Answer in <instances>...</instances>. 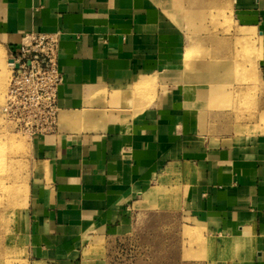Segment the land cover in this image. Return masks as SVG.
I'll return each instance as SVG.
<instances>
[{
  "label": "crops",
  "instance_id": "obj_1",
  "mask_svg": "<svg viewBox=\"0 0 264 264\" xmlns=\"http://www.w3.org/2000/svg\"><path fill=\"white\" fill-rule=\"evenodd\" d=\"M251 1L264 77V0ZM54 33L64 83L57 130L32 138L29 263L161 264L146 248L175 246L156 232L177 226L137 222L152 213L200 232L202 264H264V136L203 134L171 90L140 103L148 79L194 58L192 49L177 66L184 51L161 10L149 0H0L8 48Z\"/></svg>",
  "mask_w": 264,
  "mask_h": 264
},
{
  "label": "rangeland",
  "instance_id": "obj_2",
  "mask_svg": "<svg viewBox=\"0 0 264 264\" xmlns=\"http://www.w3.org/2000/svg\"><path fill=\"white\" fill-rule=\"evenodd\" d=\"M149 1L161 10L177 34V43L184 51L177 66L190 50L196 49L198 55L188 61L186 70L179 69L171 75L165 71L148 79V90L142 93L140 103L149 104L159 89L162 93L171 90L186 99L187 106L196 115L190 121L203 134L264 136V77L260 69L263 39L253 16L254 1ZM243 33H252L253 38H240ZM9 59L8 46L0 43V264H30L27 217L35 165L30 135L38 128L25 125L18 117H10L5 110L12 78ZM214 86L221 94L211 96L209 92ZM145 221L171 222L177 226L176 231L156 232L175 237L177 244L146 248L148 259H160L161 264H168L165 258L170 257L171 249V257L174 253L177 255L176 264L185 261L202 264L200 232L196 231L198 236L187 234L180 215L151 213L138 217L137 222Z\"/></svg>",
  "mask_w": 264,
  "mask_h": 264
},
{
  "label": "built area",
  "instance_id": "obj_3",
  "mask_svg": "<svg viewBox=\"0 0 264 264\" xmlns=\"http://www.w3.org/2000/svg\"><path fill=\"white\" fill-rule=\"evenodd\" d=\"M12 73L6 111L25 125L36 127L30 138L52 134L59 119V89L64 83L60 69V37L26 35L17 48H9Z\"/></svg>",
  "mask_w": 264,
  "mask_h": 264
},
{
  "label": "bare ground",
  "instance_id": "obj_4",
  "mask_svg": "<svg viewBox=\"0 0 264 264\" xmlns=\"http://www.w3.org/2000/svg\"><path fill=\"white\" fill-rule=\"evenodd\" d=\"M252 36H253V35H252V34H249V33H243V34H242V37L245 38V39H246V38H248V39H249V38H253ZM248 39H247V40H248ZM249 40H250V39H249ZM251 40H252V39H251ZM197 55H198V54H197V51L194 49L193 52H191V53L188 54V58H192V57L197 56ZM213 92H215V91H213ZM213 92H212V93H213ZM0 178H1V177H0ZM10 204H11V203H10ZM10 206H11V205H10ZM1 207H2V206H1ZM8 207H9V206H8ZM4 251H6V250H4Z\"/></svg>",
  "mask_w": 264,
  "mask_h": 264
}]
</instances>
